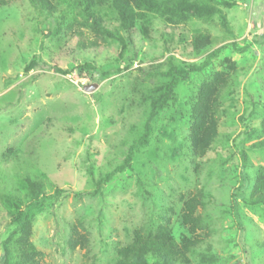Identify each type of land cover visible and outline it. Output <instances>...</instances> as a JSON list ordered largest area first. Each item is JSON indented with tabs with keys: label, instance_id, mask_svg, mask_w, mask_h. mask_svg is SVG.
Returning <instances> with one entry per match:
<instances>
[{
	"label": "rangeland",
	"instance_id": "1",
	"mask_svg": "<svg viewBox=\"0 0 264 264\" xmlns=\"http://www.w3.org/2000/svg\"><path fill=\"white\" fill-rule=\"evenodd\" d=\"M1 1L0 243L28 214L39 264H116L136 233L157 237L163 229L178 243L196 241L188 264H264V204L253 202L264 186V147L255 146L264 141V0H201L227 14L232 33L218 15H155L127 31L104 2L98 15L124 36V53L85 19L78 0H50L53 13L30 0ZM222 46L206 69L180 81L132 167L98 190L95 182L143 132L170 68L200 64ZM85 63L95 71L81 70ZM118 68L125 70L99 76ZM216 74L225 82L216 95L218 136L202 155L191 146V109ZM89 84L99 87L87 92ZM28 180L43 187L39 205L28 201ZM191 201L195 227L182 224ZM22 236L9 243L14 255ZM3 253L0 244V264Z\"/></svg>",
	"mask_w": 264,
	"mask_h": 264
},
{
	"label": "trees",
	"instance_id": "2",
	"mask_svg": "<svg viewBox=\"0 0 264 264\" xmlns=\"http://www.w3.org/2000/svg\"><path fill=\"white\" fill-rule=\"evenodd\" d=\"M78 2L85 19L91 21L93 26L104 33L107 37L119 42L122 51L121 53H124L127 49L128 44L126 39L120 32L108 28L102 18L98 15L96 7L104 4V2H110V4H112L117 10L121 26L127 31L134 29L139 20L151 22L152 17L155 15L165 17L172 22L176 19L186 20L190 17L209 19L218 15L224 30L228 33H232L227 14L217 7L205 5L201 0H78ZM0 3L3 4V1L0 0ZM30 3L33 7L41 11L45 10L49 13H53L54 11L53 4L50 0H30ZM258 42L264 43V34ZM83 46L85 47L84 44L82 45V48H84ZM223 48L224 46L214 49L200 64L189 65V67L184 70H179L176 66L170 68L166 73V76L171 80L166 84L163 91L152 98L150 113L144 124L143 132L129 147L122 164L117 166L114 171L107 173L103 178L95 182L98 190L102 185L112 181L115 174L123 173L132 167V162L137 151L141 148H145L149 144L154 133L155 121L159 114L168 108L171 102L175 101V90L180 81L186 78L187 74L190 72H200L206 69L211 64L213 58L218 56ZM247 49H249L248 46L244 48V50ZM37 63L38 61L36 58L33 59L26 66L25 71L29 72L33 70ZM80 69L89 74L92 71H95V67L91 63L81 65ZM54 70L63 75L70 74L69 71L57 67H55ZM124 70L125 69L119 68L108 70L100 73L99 76L103 79L110 78L114 75L120 74ZM220 77L221 76L216 74L214 80L204 83L205 85L202 86L200 90L198 102L191 109L193 120L190 129L191 146L193 151L198 154H205L218 136L216 95L220 91L219 88L225 84ZM255 146L264 147V141ZM241 159L243 165L246 167L249 163V158L246 152H241ZM28 183V201L32 205L41 204V196L43 195L42 185L37 181L33 182L31 180H28ZM259 190L261 192L253 202L264 204V186L260 187ZM57 194L59 195L61 192L58 190ZM193 205V201L186 202L185 204L182 215L183 226L191 225L192 227H195L198 225V220L194 217L195 207ZM30 228L31 217L28 214H24L19 220V230L13 231L7 239L0 243L4 252V264H39L36 261V257L39 256V253L30 249V244L27 239L30 236ZM19 231L23 234L21 239L22 245L19 254L14 255L12 249L9 247V243ZM195 242L189 238H184L181 243H178L175 240V237L170 236L165 229H163V234H158L157 237H144L141 234L136 233L134 242L132 245L121 251L116 264H177V262L188 264L189 259L187 254L193 249L192 247H195ZM148 260H151L152 262L150 263Z\"/></svg>",
	"mask_w": 264,
	"mask_h": 264
},
{
	"label": "water",
	"instance_id": "3",
	"mask_svg": "<svg viewBox=\"0 0 264 264\" xmlns=\"http://www.w3.org/2000/svg\"><path fill=\"white\" fill-rule=\"evenodd\" d=\"M98 87H99L98 84H89V85L84 86V90L87 92H92L95 89H97Z\"/></svg>",
	"mask_w": 264,
	"mask_h": 264
}]
</instances>
